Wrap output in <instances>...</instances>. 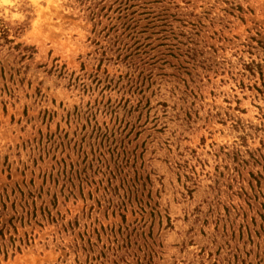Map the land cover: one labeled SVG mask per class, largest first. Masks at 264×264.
Here are the masks:
<instances>
[{"label": "rangeland", "instance_id": "rangeland-1", "mask_svg": "<svg viewBox=\"0 0 264 264\" xmlns=\"http://www.w3.org/2000/svg\"><path fill=\"white\" fill-rule=\"evenodd\" d=\"M0 264H264V0H0Z\"/></svg>", "mask_w": 264, "mask_h": 264}]
</instances>
